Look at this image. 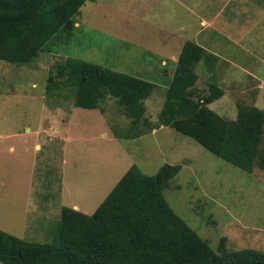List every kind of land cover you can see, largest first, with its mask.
Returning a JSON list of instances; mask_svg holds the SVG:
<instances>
[{"label": "rangeland", "instance_id": "rangeland-1", "mask_svg": "<svg viewBox=\"0 0 264 264\" xmlns=\"http://www.w3.org/2000/svg\"><path fill=\"white\" fill-rule=\"evenodd\" d=\"M212 14L217 22L200 25ZM73 19L77 30L53 39L30 65L0 60V229L37 242L51 241L63 205L76 203L84 213L97 207L104 196L97 194L95 176L109 179L104 189L110 191L113 161L121 157L109 139L129 147L124 137L113 138V128L121 134L129 124L116 97L104 98L102 114L73 105L74 86L57 70L67 58L164 83L142 101L152 124L169 86L202 102L215 85L222 94L206 105L227 119H235L241 105L264 109V0H94ZM188 39L216 56L212 69L198 62L193 82L176 62ZM173 45L178 50L165 61L152 50ZM82 112L92 114L77 122ZM69 133L90 140L80 152L69 144L71 158L63 160L49 138ZM137 143L142 173L154 174L164 163L179 166L163 195L213 249L224 238L229 249L264 252V170L246 172L170 126ZM67 173L77 177L63 190ZM77 178L85 180L80 196Z\"/></svg>", "mask_w": 264, "mask_h": 264}, {"label": "trees", "instance_id": "trees-1", "mask_svg": "<svg viewBox=\"0 0 264 264\" xmlns=\"http://www.w3.org/2000/svg\"><path fill=\"white\" fill-rule=\"evenodd\" d=\"M86 1L94 0H0V60L30 65L53 39L77 30L73 18ZM214 59L188 39L176 62L193 82L198 62L210 69ZM57 70L74 86L76 107L103 113L104 98H117L129 124L121 134L113 128L116 137L134 138L153 126H170L246 172L255 166L264 170V109L241 105L235 119H227L206 105L222 94L215 85L202 102L169 86L158 123L152 124L142 102L152 82L77 58H67ZM178 170L164 163L146 175L132 165L91 213L63 205L49 242L0 229V264H264L263 251L229 249L224 238L213 249L171 209L163 190Z\"/></svg>", "mask_w": 264, "mask_h": 264}, {"label": "crops", "instance_id": "crops-1", "mask_svg": "<svg viewBox=\"0 0 264 264\" xmlns=\"http://www.w3.org/2000/svg\"><path fill=\"white\" fill-rule=\"evenodd\" d=\"M216 15H214V14H212V16L210 17L211 19H202L201 21L199 20L198 22L200 23V25H201V22H207V24H208V22H210V21H212V22H217V19H216ZM187 20H189V19H187ZM190 20H192V18H190ZM214 20V21H213ZM143 21H146L145 20V18L143 19ZM193 21L194 22H197L196 20H194L193 19ZM223 22V21H222ZM206 24V25H207ZM178 26V25H177ZM160 29L161 30H163V28L162 27H160ZM163 37V36H162ZM163 38H165V34H164V37ZM162 41V40H161ZM162 42H164V39H163V41ZM197 43V42H196ZM197 44H199V43H197ZM200 45V44H199ZM203 46V45H202ZM204 47V46H203ZM159 48V47H158ZM180 48H181V46H180ZM205 48V47H204ZM176 49L178 50V45H173V47H170V49H168L167 51H165L164 50V52H162V50H160V49H152L153 51H157L156 53H157V55H158V57L163 61H165V59H164V57L165 58H167V57H171V56H173L176 52ZM206 49V48H205ZM214 64V63H213ZM213 67V66H212ZM212 67L210 68V69H212ZM148 81H150V82H152L153 83V85H154V87H153V89H152V91H151V93H154V91L156 90V86H163V84L164 83H159V82H157V81H154V80H148ZM164 97H165V91H164ZM76 107V106H75ZM78 108H81V107H78ZM84 110H94V109H98V108H94V109H86V108H83ZM83 110V111H84ZM99 110V109H98ZM100 114H102L101 113V111L99 110L98 111ZM92 113H86V112H82V114L80 115V116H78V118H77V122L81 119H83L84 118V116H86V115H91ZM162 127H164L163 125H160V126H156V127H151L150 128V130L148 131V132H146L145 134H149V135H153L154 136V134H156V133H158V130H160ZM27 130H29V129H27ZM145 134H142V135H140V136H138V137H134V138H124V139H126L128 142V145H129V147H126V146H124V145H122L121 143H119V142H112V140L111 139H109V144H116L117 145V148H118V156L117 157H121V158H119V159H117V160H114L113 161V168H112V172L114 173V177H113V175H112V172H111V177H112V179H114V181H112L113 183V185H112V187L114 186V184L119 180V178L123 175V173L127 170V169H129L132 165H135V166H137L136 165V163H135V157H136V151L137 150H134V148L135 147H141L140 145L141 144H143V141H141V144H136V141L138 140V139H140V137L142 138ZM21 135V133L20 134H18V136H20ZM103 136H107V134H103ZM53 138H49L50 140H51V142L50 143H53L54 141L56 142V146H58L59 145V153H60V158L62 157V159L63 160H66V159H68V158H71V155H70V150H69V144H71L72 143V145L75 147V150H76V152H80L83 148H84V146H85V143L87 142V141H89L90 139H88V138H86L85 136H83V135H80V134H77V135H71V133H69L66 137H61V136H58V135H55V136H52ZM114 139H118V137L116 138L115 136L113 137ZM23 138H21L20 140H22ZM38 139H39V137H38ZM85 142V143H84ZM37 143H36V139H35V141H34V150L35 151H37L36 150V147H37ZM12 148V147H11ZM73 155L75 156V157H78V155L76 156L74 153H73ZM109 165H110V161H109ZM138 168V167H137ZM70 173V172H69ZM67 179H66V176H64L63 177V180H62V183H63V190H67L68 189V186L66 185V183H68L69 181H71L72 179H74V178H76L77 177V175H74V176H68V173H67ZM80 179H82V177H80V176H78ZM95 178H96V180L98 181L97 182V184H96V186H97V188L99 189L98 191V193L97 194H101L102 196H106L107 195V193L109 192V191H105V189H104V183L105 182H109L110 180L109 179H107V180H105L104 181V179L102 178V177H100V176H95ZM78 179V178H77ZM78 181L79 182H77V185L80 187L79 189L82 191L81 192V194H78L79 196L80 195H82V193H84V191H85V184H83V183H85V180H83V182H81V180H79L78 179ZM103 183V185L102 184H100V183ZM110 183V182H109ZM107 184V183H106ZM60 187V186H59ZM111 187V188H112ZM103 197V198H104ZM71 207H73V208H75V209H78V205L76 204V203H72L71 204Z\"/></svg>", "mask_w": 264, "mask_h": 264}]
</instances>
